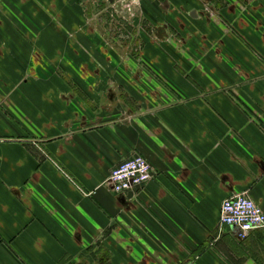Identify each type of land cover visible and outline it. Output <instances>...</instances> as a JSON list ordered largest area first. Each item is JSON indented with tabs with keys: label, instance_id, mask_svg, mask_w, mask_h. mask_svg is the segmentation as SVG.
<instances>
[{
	"label": "crops",
	"instance_id": "0c3cea01",
	"mask_svg": "<svg viewBox=\"0 0 264 264\" xmlns=\"http://www.w3.org/2000/svg\"><path fill=\"white\" fill-rule=\"evenodd\" d=\"M128 3L0 0V264H264V0Z\"/></svg>",
	"mask_w": 264,
	"mask_h": 264
},
{
	"label": "built area",
	"instance_id": "2783aa9c",
	"mask_svg": "<svg viewBox=\"0 0 264 264\" xmlns=\"http://www.w3.org/2000/svg\"><path fill=\"white\" fill-rule=\"evenodd\" d=\"M151 174L148 160L136 155L114 166L108 174L107 183L112 191L123 194L144 184ZM219 221L222 225L236 228L240 237L245 238L250 231L264 228V211L245 192L235 193L222 201Z\"/></svg>",
	"mask_w": 264,
	"mask_h": 264
},
{
	"label": "rangeland",
	"instance_id": "374dc122",
	"mask_svg": "<svg viewBox=\"0 0 264 264\" xmlns=\"http://www.w3.org/2000/svg\"><path fill=\"white\" fill-rule=\"evenodd\" d=\"M116 33L117 34H116V38L115 39H117L120 42H129L128 45L134 46V41L131 40V36L128 34L129 31H124V32L123 31H118ZM111 34L115 35V31H112ZM112 38H114V37H112ZM120 42H118V43H120ZM123 45H126V44L123 43ZM129 52H131V51L129 50Z\"/></svg>",
	"mask_w": 264,
	"mask_h": 264
},
{
	"label": "flooded vegetation",
	"instance_id": "af4514ba",
	"mask_svg": "<svg viewBox=\"0 0 264 264\" xmlns=\"http://www.w3.org/2000/svg\"><path fill=\"white\" fill-rule=\"evenodd\" d=\"M128 2L129 3H131L132 2V0H128ZM139 2H140V0L139 1H137V2H132V4H127V10L129 11V13L133 16V17H135V15H136V12H135V10H134V8H135V6H137L138 4H139ZM134 6V7H133ZM147 30H148V28H147ZM146 29H144V31H147Z\"/></svg>",
	"mask_w": 264,
	"mask_h": 264
}]
</instances>
